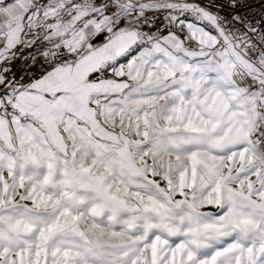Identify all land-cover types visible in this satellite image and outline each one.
Here are the masks:
<instances>
[{"label": "snow or ice", "instance_id": "obj_1", "mask_svg": "<svg viewBox=\"0 0 264 264\" xmlns=\"http://www.w3.org/2000/svg\"><path fill=\"white\" fill-rule=\"evenodd\" d=\"M258 3L0 0V264H264Z\"/></svg>", "mask_w": 264, "mask_h": 264}, {"label": "built area", "instance_id": "obj_2", "mask_svg": "<svg viewBox=\"0 0 264 264\" xmlns=\"http://www.w3.org/2000/svg\"><path fill=\"white\" fill-rule=\"evenodd\" d=\"M214 2L220 3V4H224L225 3V0H214ZM253 2L256 4L255 11L256 12H260L261 11V8H260V5L258 3V0H253ZM22 63H23V61H22Z\"/></svg>", "mask_w": 264, "mask_h": 264}, {"label": "rangeland", "instance_id": "obj_3", "mask_svg": "<svg viewBox=\"0 0 264 264\" xmlns=\"http://www.w3.org/2000/svg\"><path fill=\"white\" fill-rule=\"evenodd\" d=\"M29 50L28 49H25V54H27V52H28ZM21 65L22 64V61L21 60H19V61H16V65H17V67H18V65ZM16 69H14V71H15ZM208 210H212V209H208Z\"/></svg>", "mask_w": 264, "mask_h": 264}, {"label": "crops", "instance_id": "obj_4", "mask_svg": "<svg viewBox=\"0 0 264 264\" xmlns=\"http://www.w3.org/2000/svg\"><path fill=\"white\" fill-rule=\"evenodd\" d=\"M19 65H20V64H19ZM19 65H18V66H19Z\"/></svg>", "mask_w": 264, "mask_h": 264}, {"label": "trees", "instance_id": "obj_5", "mask_svg": "<svg viewBox=\"0 0 264 264\" xmlns=\"http://www.w3.org/2000/svg\"><path fill=\"white\" fill-rule=\"evenodd\" d=\"M19 66H20V65H19ZM19 66H18V67H19Z\"/></svg>", "mask_w": 264, "mask_h": 264}]
</instances>
